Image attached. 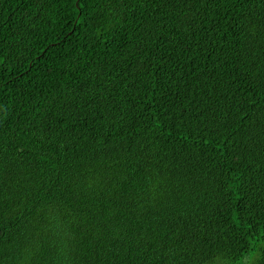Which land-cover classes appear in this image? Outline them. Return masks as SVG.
Wrapping results in <instances>:
<instances>
[{
    "label": "trees",
    "instance_id": "1",
    "mask_svg": "<svg viewBox=\"0 0 264 264\" xmlns=\"http://www.w3.org/2000/svg\"><path fill=\"white\" fill-rule=\"evenodd\" d=\"M262 18L0 0V264H264Z\"/></svg>",
    "mask_w": 264,
    "mask_h": 264
},
{
    "label": "snow or ice",
    "instance_id": "2",
    "mask_svg": "<svg viewBox=\"0 0 264 264\" xmlns=\"http://www.w3.org/2000/svg\"><path fill=\"white\" fill-rule=\"evenodd\" d=\"M196 2L207 3L208 0H193V3H196ZM260 4L262 7H264V0H260ZM260 31L262 34V39H264V18H262L260 21ZM65 104H66V102H65ZM66 106H67V110L69 112H71L72 106L71 105H66ZM259 120H260V123H259L258 132L261 135V137L264 138V113L261 114ZM262 145H264V139H262ZM104 150L109 151L110 150L109 146L104 145Z\"/></svg>",
    "mask_w": 264,
    "mask_h": 264
},
{
    "label": "bare ground",
    "instance_id": "3",
    "mask_svg": "<svg viewBox=\"0 0 264 264\" xmlns=\"http://www.w3.org/2000/svg\"><path fill=\"white\" fill-rule=\"evenodd\" d=\"M84 14V13H83ZM183 25V24H182ZM192 37V36H191ZM177 43V42H176ZM85 45V44H84ZM247 46V45H246ZM254 52V51H253ZM151 58V57H150ZM169 58V57H168ZM262 60V59H261ZM260 60V61H261ZM151 70V69H150ZM154 74V73H153ZM189 74V73H188ZM177 79V78H176ZM262 80V78H261ZM213 81V80H212ZM257 81V80H256ZM25 82V81H24ZM170 89V88H169ZM258 89V88H257ZM261 89V88H260ZM175 90V89H174ZM216 90V89H215ZM169 93V92H168ZM184 97V96H183ZM211 97V96H210ZM212 98V97H211ZM192 103V102H191ZM14 108V107H13ZM253 108V107H252ZM50 110V109H49ZM53 110V109H52ZM203 110V109H202ZM60 111V110H59ZM173 112V111H172ZM204 112V111H203ZM259 113V112H258ZM172 114V113H171ZM205 115V114H204ZM218 115V114H217ZM185 116V115H184ZM197 116V115H196ZM252 119V118H251ZM180 121V120H179ZM35 122V121H34ZM46 122V121H45ZM195 122V121H194ZM255 122V121H254ZM257 123V122H256ZM191 124V123H190ZM195 125V124H194ZM192 128V126H191ZM233 128V127H232ZM219 131V130H218ZM228 132V131H227ZM235 132V131H234ZM219 133V132H218ZM241 133V132H240ZM201 134V133H200ZM239 134V133H238ZM208 135V134H207ZM205 137V136H204ZM201 138V137H200ZM203 142V141H202ZM200 148V147H199ZM218 148V147H217ZM213 150V149H212ZM151 151V150H150ZM176 151V150H175ZM217 152V151H216ZM187 153V152H186ZM208 154V153H207ZM192 156V155H191Z\"/></svg>",
    "mask_w": 264,
    "mask_h": 264
}]
</instances>
